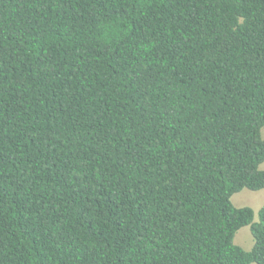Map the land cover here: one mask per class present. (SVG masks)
Segmentation results:
<instances>
[{"label":"trees","instance_id":"1","mask_svg":"<svg viewBox=\"0 0 264 264\" xmlns=\"http://www.w3.org/2000/svg\"><path fill=\"white\" fill-rule=\"evenodd\" d=\"M262 129L264 0H0V264H264Z\"/></svg>","mask_w":264,"mask_h":264},{"label":"rangeland","instance_id":"2","mask_svg":"<svg viewBox=\"0 0 264 264\" xmlns=\"http://www.w3.org/2000/svg\"><path fill=\"white\" fill-rule=\"evenodd\" d=\"M264 137V129H262ZM260 169H264V162L260 164ZM232 203L237 206H249L254 211V219L257 220L258 209L264 203V188L259 190H250L243 188L231 197ZM234 243L245 250H249L253 245V238L249 226H242L234 235Z\"/></svg>","mask_w":264,"mask_h":264}]
</instances>
